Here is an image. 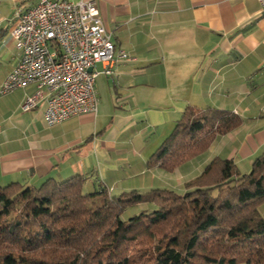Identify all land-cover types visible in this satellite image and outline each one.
Wrapping results in <instances>:
<instances>
[{"label":"crops","instance_id":"0c3cea01","mask_svg":"<svg viewBox=\"0 0 264 264\" xmlns=\"http://www.w3.org/2000/svg\"><path fill=\"white\" fill-rule=\"evenodd\" d=\"M36 1L0 0V86L18 57L10 37L15 13ZM66 1H94L116 50L133 60L96 78L95 114L54 126L44 121V103L20 109L34 86L0 95V186L37 188L81 176L86 195L181 193L214 158L250 172L264 153V12L257 0ZM188 106L230 111L242 125L172 173L148 167ZM258 210L264 218V203Z\"/></svg>","mask_w":264,"mask_h":264},{"label":"trees","instance_id":"16d2710c","mask_svg":"<svg viewBox=\"0 0 264 264\" xmlns=\"http://www.w3.org/2000/svg\"><path fill=\"white\" fill-rule=\"evenodd\" d=\"M241 125L230 111L188 106L147 166L172 173ZM84 181L0 186V264H264V153L247 174L214 158L181 193L86 195ZM139 204L154 208L121 219Z\"/></svg>","mask_w":264,"mask_h":264},{"label":"built area","instance_id":"2783aa9c","mask_svg":"<svg viewBox=\"0 0 264 264\" xmlns=\"http://www.w3.org/2000/svg\"><path fill=\"white\" fill-rule=\"evenodd\" d=\"M257 1L264 12V0ZM10 37L18 57L0 95L34 86L20 109L27 112L44 103L43 118L49 127L95 114L96 78L111 76L119 62L133 60L116 50L94 1L37 0L17 10Z\"/></svg>","mask_w":264,"mask_h":264},{"label":"rangeland","instance_id":"374dc122","mask_svg":"<svg viewBox=\"0 0 264 264\" xmlns=\"http://www.w3.org/2000/svg\"><path fill=\"white\" fill-rule=\"evenodd\" d=\"M146 211H150L149 208H143ZM153 209V208H151ZM140 209L139 208H128L122 215H121V219L122 220H127L128 218L132 217L133 215H136L138 213H140Z\"/></svg>","mask_w":264,"mask_h":264}]
</instances>
